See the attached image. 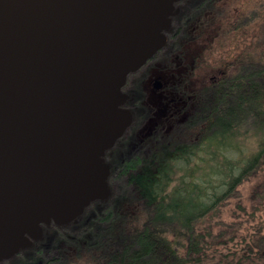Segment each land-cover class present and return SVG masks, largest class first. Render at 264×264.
Returning a JSON list of instances; mask_svg holds the SVG:
<instances>
[{"label":"trees","instance_id":"trees-1","mask_svg":"<svg viewBox=\"0 0 264 264\" xmlns=\"http://www.w3.org/2000/svg\"><path fill=\"white\" fill-rule=\"evenodd\" d=\"M225 1L179 2L166 45L128 77L134 120L106 152L110 197L4 264H264V7L231 19ZM157 67L181 82L165 114L145 99Z\"/></svg>","mask_w":264,"mask_h":264},{"label":"water","instance_id":"water-1","mask_svg":"<svg viewBox=\"0 0 264 264\" xmlns=\"http://www.w3.org/2000/svg\"><path fill=\"white\" fill-rule=\"evenodd\" d=\"M181 1L0 0V263L110 197L106 152L134 120L124 87Z\"/></svg>","mask_w":264,"mask_h":264},{"label":"rangeland","instance_id":"rangeland-1","mask_svg":"<svg viewBox=\"0 0 264 264\" xmlns=\"http://www.w3.org/2000/svg\"><path fill=\"white\" fill-rule=\"evenodd\" d=\"M234 3H232V0H226L225 2H223L221 5H219L220 10L222 11V14H224L223 16H227V18H230L232 16L231 19H242L244 16H246L248 14V12L250 11H257L258 12V6H262L264 7V0H233ZM227 6V7H226ZM230 10V11H229ZM232 13V14H231ZM215 43L218 44V41H216ZM233 44L235 43L234 41L232 42ZM226 48V47H224ZM223 47L222 48H217L215 53H212L213 55L211 56V59L214 60L215 58H219L220 55H224L225 54V50ZM206 58H208L207 56H209V51H206ZM211 54V53H210ZM215 67H211L208 68L207 66H201L199 68V70L197 71V74L200 75V78L202 77H207L212 78L215 77L217 75L216 69H214ZM181 71V69H178L177 72ZM152 72V75L149 79L148 84L146 85V92H145V99H147V101H150L154 104H158L159 107V112L162 114H165L166 110L168 109V107H170L173 103V99L175 98L176 92H174L175 89L178 90V86H179V90L181 89V82L179 80H177V78L175 79V74L171 72L170 75H168L166 72H163L161 69H159V67L154 68ZM196 74V76L194 77L195 80L199 79V76ZM161 79L164 83V86L161 90L159 91H155L152 88V82L155 79ZM175 85V86H174ZM196 89V88H194ZM184 87L182 86V91L183 92ZM153 123L156 125L158 119L157 118H153ZM147 121H144V124H146ZM147 129H144L143 133H139L136 136H141L140 138L137 137L136 139L140 140L142 139V135L145 138V136L147 137L149 133H146ZM173 129H170L166 134H168L169 132H171ZM175 139H179V136L176 134L174 135ZM141 141V140H140ZM134 146H127L126 149V153L129 155H131L132 153L135 152L136 149H133ZM110 184V183H109ZM67 264H89L86 260H82V259H76L75 262H68Z\"/></svg>","mask_w":264,"mask_h":264},{"label":"flooded vegetation","instance_id":"flooded-vegetation-1","mask_svg":"<svg viewBox=\"0 0 264 264\" xmlns=\"http://www.w3.org/2000/svg\"><path fill=\"white\" fill-rule=\"evenodd\" d=\"M184 1V0H183ZM178 12V11H177ZM175 16V15H174ZM173 16V17H174ZM172 24H173V19H172ZM169 37V36H168ZM155 56V55H154ZM149 61V60H148ZM147 61V62H148ZM128 105H129V103H128ZM129 106H131V105H129ZM106 157V156H105ZM106 159H107V161H108V158L106 157ZM109 162V161H108ZM52 225V224H51ZM10 259V258H9ZM9 259H7V260H4V261H2L0 264H4V263H6V261H8Z\"/></svg>","mask_w":264,"mask_h":264}]
</instances>
